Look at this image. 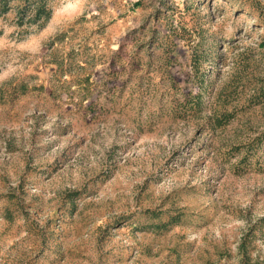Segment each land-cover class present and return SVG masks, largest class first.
<instances>
[{"label": "rangeland", "instance_id": "obj_1", "mask_svg": "<svg viewBox=\"0 0 264 264\" xmlns=\"http://www.w3.org/2000/svg\"><path fill=\"white\" fill-rule=\"evenodd\" d=\"M7 1L0 264H264V0Z\"/></svg>", "mask_w": 264, "mask_h": 264}, {"label": "trees", "instance_id": "obj_2", "mask_svg": "<svg viewBox=\"0 0 264 264\" xmlns=\"http://www.w3.org/2000/svg\"><path fill=\"white\" fill-rule=\"evenodd\" d=\"M10 7L11 6L7 0H0V17L7 13ZM17 11L19 20L25 19L27 15L35 11L34 18H32V20L34 19L35 21H39L42 17H44L43 23H45L51 15V10L47 7L46 0H25V5L18 6ZM262 87L264 89V85ZM194 98L195 99L191 105V108H201V92L197 93ZM232 117V113L226 109L220 113L215 111L212 118L214 120L213 124L217 126H223L224 124L228 123ZM260 144L261 141L259 140L258 145Z\"/></svg>", "mask_w": 264, "mask_h": 264}]
</instances>
